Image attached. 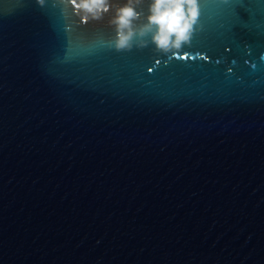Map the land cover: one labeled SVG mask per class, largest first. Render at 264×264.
<instances>
[{
    "label": "water",
    "instance_id": "1",
    "mask_svg": "<svg viewBox=\"0 0 264 264\" xmlns=\"http://www.w3.org/2000/svg\"><path fill=\"white\" fill-rule=\"evenodd\" d=\"M124 2L0 0V264H264V0L167 53L109 45Z\"/></svg>",
    "mask_w": 264,
    "mask_h": 264
},
{
    "label": "clouds",
    "instance_id": "2",
    "mask_svg": "<svg viewBox=\"0 0 264 264\" xmlns=\"http://www.w3.org/2000/svg\"><path fill=\"white\" fill-rule=\"evenodd\" d=\"M43 3V0H40ZM82 19L100 20L113 9L112 0H71ZM141 0H125L115 7L110 23L114 26V39L109 45L116 50H130L146 46L144 37L150 34L155 50H179L190 42L200 15L198 0H149L145 22L137 23L143 15L137 5Z\"/></svg>",
    "mask_w": 264,
    "mask_h": 264
}]
</instances>
